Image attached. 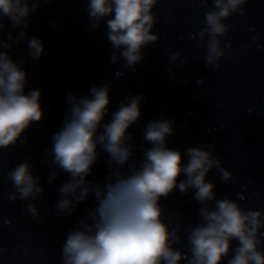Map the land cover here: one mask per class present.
Instances as JSON below:
<instances>
[{
    "label": "clouds",
    "instance_id": "1",
    "mask_svg": "<svg viewBox=\"0 0 264 264\" xmlns=\"http://www.w3.org/2000/svg\"><path fill=\"white\" fill-rule=\"evenodd\" d=\"M42 2L48 0H0V150L27 144L24 133L44 118L41 90L28 89L25 58L13 59L11 55L14 45L27 39L28 57H42L43 41L29 38L26 31L28 17ZM159 2L88 0L86 11L93 30L101 23L106 27L112 64L122 60L124 69L135 70L144 59V49L158 42L153 32L157 13L153 10ZM247 2L211 0L204 26L191 37H198V44L206 47L207 66L220 69L225 49L232 48L231 40L221 39L231 30L225 21L233 14L245 15ZM192 3L207 8L209 0ZM5 19L13 29H19L17 34L9 31L5 38ZM168 57L172 62L188 63L178 51L169 52ZM168 72L174 75L171 69ZM111 89V82L105 80L90 85L86 95L68 92L61 127L50 136V146L44 151L50 165L48 183L61 174L68 177L57 188L58 213L75 215L80 203L89 197L95 200L94 207L67 231L60 249L61 264H264V210L244 209L240 204L246 199L243 193H237L235 200L217 197L209 173L217 170L225 183L234 177L214 155L216 145L210 144L207 150L195 145L183 152L170 147L175 120L161 116L144 125L143 142L149 147L141 145L137 159L136 141L128 129L140 120L146 97L128 95L111 111ZM101 153L107 155L108 172L102 182L90 181L87 177ZM6 180L13 185L10 201L43 198L42 177L35 174L30 160L16 164ZM189 190L199 204V220L184 228L186 235L182 236V216L174 213L166 221L167 209L161 201L174 191L187 194ZM24 210L40 220L35 203L28 202ZM4 251L0 248V253Z\"/></svg>",
    "mask_w": 264,
    "mask_h": 264
}]
</instances>
